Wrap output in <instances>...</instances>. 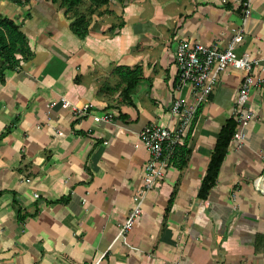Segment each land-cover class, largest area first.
<instances>
[{"label": "crops", "instance_id": "crops-1", "mask_svg": "<svg viewBox=\"0 0 264 264\" xmlns=\"http://www.w3.org/2000/svg\"><path fill=\"white\" fill-rule=\"evenodd\" d=\"M245 1L109 0L92 5L79 38L66 6L0 0L29 50L0 75V264H264V83L250 93L244 139L231 138L215 184L198 197L218 133L235 117L244 72L232 67L194 115L185 162L169 160L118 236L150 158L141 129L175 130L193 103L189 86L176 89L177 43L225 45ZM235 52L264 67V0L250 1ZM116 67L137 68L125 98L130 80ZM61 97L90 113L75 117ZM104 112L112 122L93 120Z\"/></svg>", "mask_w": 264, "mask_h": 264}, {"label": "built area", "instance_id": "built-area-1", "mask_svg": "<svg viewBox=\"0 0 264 264\" xmlns=\"http://www.w3.org/2000/svg\"><path fill=\"white\" fill-rule=\"evenodd\" d=\"M250 1H245L241 25L225 45L208 46L188 40H181L177 43L174 50L176 89L179 90L184 86H189L193 95V103L183 113L181 124L177 129L173 130L156 124H150L141 129L139 139L149 152L150 158L144 167L143 188L135 198L132 212L118 232V236H122L130 228L132 220L139 213L140 206L147 193L162 178L175 147L183 142L197 109L203 102L207 101L220 73L227 67L244 72L235 99L234 111L238 127L232 135L234 141L241 142L244 139L243 128L249 124L252 115L248 107L250 93L254 88L264 83V76H261L262 72L264 73V67L258 68V60L252 58L248 53L244 52L237 55L235 52V49L243 40V27L248 17ZM255 70L260 71V75H254ZM60 103L62 108L69 109L75 117H83L90 113L89 105L80 108L63 97L60 98ZM180 106L181 100H175L171 112L174 115L178 114ZM93 120L112 122L113 115L104 112L101 115L93 116ZM58 134H61V132H58ZM256 185H259V183L256 182Z\"/></svg>", "mask_w": 264, "mask_h": 264}, {"label": "trees", "instance_id": "trees-1", "mask_svg": "<svg viewBox=\"0 0 264 264\" xmlns=\"http://www.w3.org/2000/svg\"><path fill=\"white\" fill-rule=\"evenodd\" d=\"M9 2L23 5L30 2V0H7ZM51 3H59L60 6H66V12H70L73 15V19L70 22L71 31L76 34L79 38H84L88 34L89 20L84 15L77 13L78 6L83 2V0H48ZM91 4L89 5L90 11L92 5H103L107 4L109 0H89ZM242 2L245 0H241ZM120 26V25H119ZM17 55L24 56L29 55L27 40L25 35L20 30L19 26L14 20L10 18H5L0 16V59L2 65L0 66V75L4 69H12L19 66V58ZM137 68L135 69H122L121 67H116L114 72L117 73L121 79L130 80V84L124 87L121 91L123 98L127 97V93L131 87H133V79L137 73ZM237 118L231 117L227 119L224 125L221 127L218 136L216 138L215 145L210 155V159L206 168V173L202 179L198 197L205 199L209 190L215 184L221 163L226 155L227 148L230 144L233 133L236 130ZM188 134V133H187ZM183 142L178 144L171 157L170 162L173 164H178L179 166L185 162V153H187L185 139Z\"/></svg>", "mask_w": 264, "mask_h": 264}, {"label": "rangeland", "instance_id": "rangeland-1", "mask_svg": "<svg viewBox=\"0 0 264 264\" xmlns=\"http://www.w3.org/2000/svg\"><path fill=\"white\" fill-rule=\"evenodd\" d=\"M87 1H84L78 6L79 8H77V13L80 14V15H84L86 18L89 17V14H90V7L88 5V3H86ZM115 87L114 88H111L112 90H109L110 93H114L115 91H117L120 87V84L118 85H114ZM125 86V85H124ZM108 89V88H105V90Z\"/></svg>", "mask_w": 264, "mask_h": 264}]
</instances>
